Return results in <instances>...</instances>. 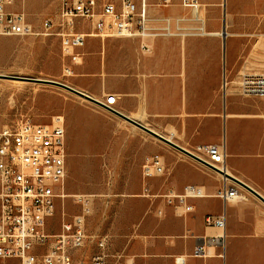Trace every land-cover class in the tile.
<instances>
[{
	"label": "crops",
	"instance_id": "0c3cea01",
	"mask_svg": "<svg viewBox=\"0 0 264 264\" xmlns=\"http://www.w3.org/2000/svg\"><path fill=\"white\" fill-rule=\"evenodd\" d=\"M197 2L195 10L182 0H146L148 25H167L172 33L167 36L100 37L82 22L78 31L87 35L76 49L78 61L64 59L71 73L62 83L98 102L106 95L115 96L113 112L82 97L88 103L67 104L63 111L65 134L68 128L73 132L75 126L86 125L94 134L90 139L103 140L101 145L95 142L88 154L102 156V169L112 180L101 192L77 190L76 194L89 197L85 233L105 239L104 264H174L176 257H183L186 264H222L213 256L218 250H210L206 259L191 256L197 238L217 233L206 225L205 217L223 211L222 200L215 196L221 177L165 147L118 113L182 148L223 144L228 173L264 197L262 101L240 93L241 76L230 68L234 56L247 55V41L236 37L238 28L228 32L224 18L220 23L207 18V5L217 0ZM238 3L245 7L253 1ZM140 9L135 0L136 12ZM154 153L162 157L165 173L143 179L141 166ZM128 171L136 173L129 184L123 180ZM188 184L204 193L187 199L189 212L159 196L180 193ZM144 187L151 196L143 194ZM238 190L241 198L225 204L224 263L264 264V202L243 186Z\"/></svg>",
	"mask_w": 264,
	"mask_h": 264
},
{
	"label": "built area",
	"instance_id": "2783aa9c",
	"mask_svg": "<svg viewBox=\"0 0 264 264\" xmlns=\"http://www.w3.org/2000/svg\"><path fill=\"white\" fill-rule=\"evenodd\" d=\"M14 0H0V35H29L32 25L23 11L10 10ZM141 9L136 12L135 0H60L55 21L42 22L43 34L59 38L64 59L77 62L76 52L85 43L86 33L78 31L82 22H88L94 34L100 37H155L171 35L165 25L154 28L148 25L145 14L146 0H138ZM163 3L166 0H161ZM182 4L198 9L197 0H182ZM142 48L146 49L145 45ZM64 75L71 73L63 65ZM238 89L243 95L258 96L262 101L264 115V75H241ZM114 95H106L103 102L107 111L113 112ZM188 154L206 163L208 169L217 173L222 180L215 196L223 202V211L218 215H207L205 223L217 230L210 236L197 238L191 256L206 259L210 250H218L213 256L225 259L226 214L225 204L241 198L236 182L227 175L225 148L223 144H197L183 148ZM183 155L193 159L184 152ZM198 162V161H196ZM199 163V162H198ZM203 165V164H202ZM165 165L158 153L148 156L141 166L143 179L162 175ZM66 174V151L64 120L54 116L49 124H36L21 120L15 128L0 129V264H73L70 250L83 247L86 240L85 216L89 212V197L73 195L80 212L63 217L60 229L55 234L47 231V221L56 208V200L66 195L63 183ZM143 194L151 196L146 187ZM204 195L202 189L193 184L185 185L180 193H162L167 204L183 207L184 212L192 210L187 199ZM99 252L89 264H104L102 252L105 239L97 240ZM78 264H83L82 262ZM174 264H186L183 257H176ZM210 264V263H205Z\"/></svg>",
	"mask_w": 264,
	"mask_h": 264
},
{
	"label": "rangeland",
	"instance_id": "374dc122",
	"mask_svg": "<svg viewBox=\"0 0 264 264\" xmlns=\"http://www.w3.org/2000/svg\"><path fill=\"white\" fill-rule=\"evenodd\" d=\"M252 1V4L244 7L238 0H225L223 8V0H217L216 4L206 7L209 20L215 19L220 23L224 18L228 32L238 28L236 37L247 41V55L238 53L230 63V68L237 70L240 76L264 75V0ZM59 3L60 0H14L8 7L25 13L33 33L21 36L0 35V129L15 128L25 119L45 125L57 115L65 121V105L88 103L57 86L3 77L22 76L63 81L64 58L59 38L53 34H43L42 27L45 19L55 21ZM244 25L247 27L244 28ZM65 131L66 174L63 193L66 196L56 200L55 212L47 221L50 234L59 231L63 217H70L80 210L73 198L77 190L101 192L105 184L112 180L102 169V156L88 154L93 150L95 142L101 145L103 140L90 139L94 134L90 133L86 125L75 126L73 132L69 128ZM124 175L123 180L128 184L136 179L135 172L128 171ZM114 179L117 181L118 177ZM96 243L97 238L88 236L83 247L70 250L73 264H89L91 257L99 251Z\"/></svg>",
	"mask_w": 264,
	"mask_h": 264
},
{
	"label": "water",
	"instance_id": "95a60500",
	"mask_svg": "<svg viewBox=\"0 0 264 264\" xmlns=\"http://www.w3.org/2000/svg\"><path fill=\"white\" fill-rule=\"evenodd\" d=\"M225 6V0H223V8ZM225 25V24H224ZM223 37H225L226 33L225 30H223L222 33ZM2 76V75H1ZM3 77H7V78H12V79H18V80H22V81H29V82H38V83H42V84H49V85H53V86H57L60 88H63L75 95H78L79 97H82L88 101H91L93 103H96L98 105H100L102 108L107 109L105 106H103L102 104H100L98 101L92 99L91 97H89L88 95L77 91L76 89L62 83L59 81H55V80H50V79H41V78H32V77H22V76H6L3 75ZM122 118H124L126 121L130 122L131 124L135 125L136 127L142 129L143 131L147 132L148 134H150L151 136L155 137L156 139H158L159 141L173 147L174 149L184 152L187 155H189L190 157L194 158L196 161H198L199 163L209 167L206 163H204L203 161L197 159L196 157L191 156L190 154H188L182 147L176 145L174 142H172L171 140L165 138L164 136L152 131L151 129L145 127L144 125L138 123L137 121H134L124 115H121L120 113H118ZM211 168V167H209ZM228 178H230L232 181L236 182L237 184H239L240 186H243L245 189H247L248 191H250L251 193H253L256 197H258L262 202H264V197L260 196L258 193H256L253 189H251L249 186H247L246 184H244L243 182H241L240 180L236 179L235 177L231 176V175H227Z\"/></svg>",
	"mask_w": 264,
	"mask_h": 264
},
{
	"label": "bare ground",
	"instance_id": "6f19581e",
	"mask_svg": "<svg viewBox=\"0 0 264 264\" xmlns=\"http://www.w3.org/2000/svg\"><path fill=\"white\" fill-rule=\"evenodd\" d=\"M227 173H228V169H227ZM229 174V173H228Z\"/></svg>",
	"mask_w": 264,
	"mask_h": 264
}]
</instances>
